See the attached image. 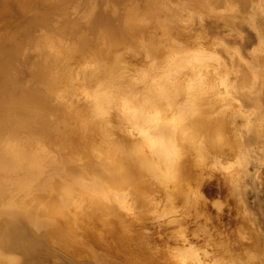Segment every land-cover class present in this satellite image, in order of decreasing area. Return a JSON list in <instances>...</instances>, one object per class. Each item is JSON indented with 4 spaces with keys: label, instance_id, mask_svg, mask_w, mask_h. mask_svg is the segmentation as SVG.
<instances>
[{
    "label": "bare ground",
    "instance_id": "1",
    "mask_svg": "<svg viewBox=\"0 0 264 264\" xmlns=\"http://www.w3.org/2000/svg\"><path fill=\"white\" fill-rule=\"evenodd\" d=\"M40 1L21 0L29 24L13 38L15 63L41 59L40 33L53 34L55 14L39 11ZM43 2L53 7L55 0ZM173 27L168 33L182 41L177 48L188 51L186 38L169 31ZM182 56L183 65L171 59L169 66L145 71L139 66L153 60L150 52L130 62L119 55L108 69L83 71L95 93L63 130L68 149L55 141V150L48 138L54 93L47 101L29 88L16 96L7 87L17 84L20 71L0 61V264H45L49 240L61 247L77 235L114 243L118 249L109 253L121 256L119 264L132 260V243L148 249L151 264H252L239 224L223 219L220 209L231 176L218 168L224 151L196 134L205 127L195 105L221 100L222 93L197 88L209 79L201 62L206 66L216 56L203 49ZM215 61L208 63L212 78L232 86ZM102 255L91 264L113 261Z\"/></svg>",
    "mask_w": 264,
    "mask_h": 264
},
{
    "label": "rangeland",
    "instance_id": "2",
    "mask_svg": "<svg viewBox=\"0 0 264 264\" xmlns=\"http://www.w3.org/2000/svg\"><path fill=\"white\" fill-rule=\"evenodd\" d=\"M41 4L39 11L55 14L49 30L53 34L50 37L51 33L45 34V30L40 33L41 59L15 63L13 38L20 33L22 37L29 23L23 16L21 0H0V61L10 72L20 71L14 78L17 84L7 87H14L16 96L29 88L47 101L54 93L55 112L48 113L49 145L54 150L55 141L68 149L69 142L65 140L69 138L63 130L79 118L81 102L95 93L96 86L88 85L83 71L108 69L119 55L130 62L145 56L147 51L153 60L145 66L138 64L145 71L153 66H169L167 61L171 59L183 65L186 57L182 55L199 49L219 58L222 81L232 86L220 85L217 75L212 78L208 63L216 59H207L206 66V61L201 62V71L209 79L207 85H196L197 88L201 93L215 91L222 95L217 94L221 100L209 107L206 100L195 105L193 112L204 116L205 127L196 134L199 142L224 151L218 156V168L231 176L219 197L223 219L233 222L234 227L239 224L241 237L248 241L245 245L249 261L264 264V0H55L53 7ZM171 27L169 31L186 38L184 48L188 46V51L177 48L182 41L171 37ZM187 30L191 34L187 35ZM175 115L174 111L169 117ZM53 242L47 243L51 255L45 253V264H91L94 257L101 260L102 253L113 260L110 264L123 260L117 253H109L118 247L114 243L107 245L104 238L72 236L66 248ZM70 245L76 248L75 253L68 251ZM134 245L127 246L132 256L129 264H151L148 249ZM123 253L127 254L122 250Z\"/></svg>",
    "mask_w": 264,
    "mask_h": 264
}]
</instances>
